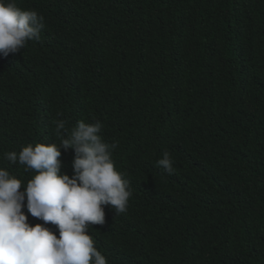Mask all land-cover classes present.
Returning a JSON list of instances; mask_svg holds the SVG:
<instances>
[{
	"label": "trees",
	"instance_id": "16d2710c",
	"mask_svg": "<svg viewBox=\"0 0 264 264\" xmlns=\"http://www.w3.org/2000/svg\"><path fill=\"white\" fill-rule=\"evenodd\" d=\"M16 3L45 27L0 54V166L26 184L5 152L100 121L133 193L88 230L108 264H264V0Z\"/></svg>",
	"mask_w": 264,
	"mask_h": 264
},
{
	"label": "clouds",
	"instance_id": "9594fccd",
	"mask_svg": "<svg viewBox=\"0 0 264 264\" xmlns=\"http://www.w3.org/2000/svg\"><path fill=\"white\" fill-rule=\"evenodd\" d=\"M44 27V16L36 10L0 0V54H19L29 41L41 39ZM102 128L100 121L81 120L69 133L66 122L57 120L59 144L30 143L19 153H4L6 164L18 163L34 175L25 184L0 166V264H108L88 230L106 223L104 206L126 213L133 193L113 160L118 145L104 139ZM69 149L75 153L71 177L62 172L61 160L62 150ZM157 164L168 174L175 171L168 151ZM25 207L44 223L32 226ZM48 224L57 227L59 238Z\"/></svg>",
	"mask_w": 264,
	"mask_h": 264
}]
</instances>
